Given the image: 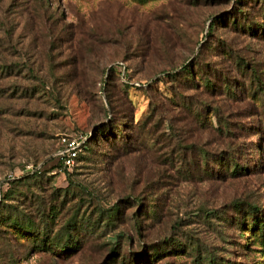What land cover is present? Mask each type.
<instances>
[{
	"label": "rangeland",
	"instance_id": "obj_1",
	"mask_svg": "<svg viewBox=\"0 0 264 264\" xmlns=\"http://www.w3.org/2000/svg\"><path fill=\"white\" fill-rule=\"evenodd\" d=\"M12 179L5 202L77 248L10 228L0 264H264L238 222H264V0H0L1 200Z\"/></svg>",
	"mask_w": 264,
	"mask_h": 264
},
{
	"label": "trees",
	"instance_id": "obj_2",
	"mask_svg": "<svg viewBox=\"0 0 264 264\" xmlns=\"http://www.w3.org/2000/svg\"><path fill=\"white\" fill-rule=\"evenodd\" d=\"M223 17L224 16H216L214 18V20H212V21H220L223 19ZM229 18H232V20H230V23L232 25H235L236 21L234 20L235 18L233 17V15H228V19ZM212 23L213 22H210L209 28H211V26L213 25ZM237 25L239 26V24H237ZM183 68L185 69L186 67H183ZM183 73H187L186 75L189 76L190 83L194 82V76H193L194 74L190 70H183ZM125 75L126 74L124 72L122 75V78L120 79L121 82L123 84L129 85V87L134 86L132 84H129V80H128L127 76H125ZM172 78L176 79L175 76H172ZM213 85H214V83L211 81H207V83L206 82L204 83V86L207 90H209V88H212ZM224 86L228 87V86H230V84L226 82L224 84ZM104 127L105 126H103V124L97 126L96 129L93 131V134L86 137L87 139L81 145L82 151L81 152L78 151L75 158H74L76 161H78L79 158L83 157V155H84L83 149H85V148L87 149L88 141L93 140L96 133L103 135V137H104V135H105L104 134L105 133ZM192 163H193L192 170L199 172L200 166L199 165L197 166L195 161H193ZM220 163H221V165H225L224 162H222V161H220ZM56 165L61 166V163H56ZM64 169L65 168L63 167V170ZM238 169H240V168H238L236 163H232V168H231L232 171H228V173L232 174V173L236 172ZM224 171H226L225 168H224ZM45 174L47 176L50 175L48 173H45ZM24 182H25L24 180L18 181V180H14V179H12V181L8 182L11 184L12 188H10V190L6 191V193L3 194L4 195L3 197H5V198H3V200L0 199V232L5 231L8 233L10 228H15V229H19V230L22 229V231L25 233L24 236L30 237V239H31L30 240L31 243L30 242L28 244L26 243L28 250H30V249L35 250V248H37V247H44V246H45L44 248L47 247V249H52L51 246L55 243H57L58 247L62 251H65V252H70V251L76 249L77 248L76 240L72 239V237L68 233L67 234L65 233L66 235L64 236L65 237L64 240H59L58 242H56L60 237L53 236L52 238H49V234L46 233L45 227L42 226L41 228H39V226H40L39 224L42 221H44V218H45V217L43 218L44 215H42L39 218V221L37 223H33L32 220L30 219L29 215L23 214L20 211L16 210L15 205L5 202L7 197L8 198L11 197V195H12L11 193H13V194L22 193V192H20L19 186L21 184H23ZM137 203H139V202H137ZM115 208L117 209V206H115ZM111 210H113V209L109 208V209L103 210V212H105V216L108 220L112 219L111 218L112 216L110 214ZM256 211H257L256 207H254L252 205H248L247 210L244 211V214L240 215L238 217V222L240 225H244V226L248 225L249 228L260 232V235L263 236L264 235V222L259 218L258 215L254 216V213H256ZM250 215H252L250 220L248 222H246V217H249ZM135 225H136V227H138V222H135ZM40 230H41V235H39ZM11 236L13 238H15L12 234H11ZM6 243H8V241H6ZM110 249L112 251H116V247L115 248L112 247ZM110 259L111 258H109V260ZM6 261H7V264H17V262H16L17 260L13 255H10Z\"/></svg>",
	"mask_w": 264,
	"mask_h": 264
},
{
	"label": "built area",
	"instance_id": "obj_3",
	"mask_svg": "<svg viewBox=\"0 0 264 264\" xmlns=\"http://www.w3.org/2000/svg\"><path fill=\"white\" fill-rule=\"evenodd\" d=\"M58 140L61 145V150L58 152L59 157L61 158V166L69 168L73 165L74 158L79 151L83 140L70 138L66 135H61Z\"/></svg>",
	"mask_w": 264,
	"mask_h": 264
}]
</instances>
